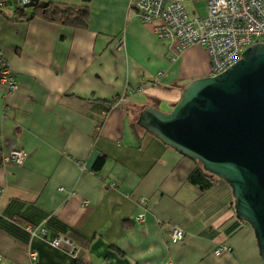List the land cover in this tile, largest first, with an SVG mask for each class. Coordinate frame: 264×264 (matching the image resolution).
I'll list each match as a JSON object with an SVG mask.
<instances>
[{"label": "crops", "instance_id": "crops-1", "mask_svg": "<svg viewBox=\"0 0 264 264\" xmlns=\"http://www.w3.org/2000/svg\"><path fill=\"white\" fill-rule=\"evenodd\" d=\"M38 1L89 17L85 28L18 19L0 0V54L17 84L0 85V264H264L231 188L137 125L144 108L169 112L209 76L206 50L171 60L131 0ZM14 148L21 166L4 162Z\"/></svg>", "mask_w": 264, "mask_h": 264}, {"label": "water", "instance_id": "water-1", "mask_svg": "<svg viewBox=\"0 0 264 264\" xmlns=\"http://www.w3.org/2000/svg\"><path fill=\"white\" fill-rule=\"evenodd\" d=\"M137 125L231 188L235 215L251 227L264 261V44L221 74L190 82L169 112L144 108Z\"/></svg>", "mask_w": 264, "mask_h": 264}, {"label": "built area", "instance_id": "built-area-1", "mask_svg": "<svg viewBox=\"0 0 264 264\" xmlns=\"http://www.w3.org/2000/svg\"><path fill=\"white\" fill-rule=\"evenodd\" d=\"M11 1L17 6H24L31 0ZM190 1L193 0H131L139 20L152 26V32L158 40L169 43L171 60L187 47H203L208 54L209 76L214 77L239 61L250 46L264 44V0H205L206 13L203 17L187 13L184 3ZM0 65V85L8 92H14L17 84L1 54ZM127 95H132V92L128 91ZM123 98L124 95L120 99ZM24 159V151L14 148L4 158V162L21 166ZM87 203L83 201L82 205ZM143 219L144 216L140 215L137 222ZM26 230L33 236L37 232L45 234L44 228L27 227ZM169 234L173 242H181L185 233L178 226L171 225ZM50 244L53 247L61 244L71 246L66 238H55ZM229 251L227 246H219L214 253L220 255ZM29 256L31 260L36 258L35 253Z\"/></svg>", "mask_w": 264, "mask_h": 264}, {"label": "trees", "instance_id": "trees-1", "mask_svg": "<svg viewBox=\"0 0 264 264\" xmlns=\"http://www.w3.org/2000/svg\"><path fill=\"white\" fill-rule=\"evenodd\" d=\"M7 1L8 5L12 3L15 16L18 19H30L32 17L38 16L48 23L70 26L74 28H85L89 17L88 9L85 6L47 2L46 7L43 8L41 6V2L38 1L34 7L25 9L24 6H17L14 2H11V0ZM103 160V158H99L96 165H102ZM72 264L81 263L74 261Z\"/></svg>", "mask_w": 264, "mask_h": 264}, {"label": "rangeland", "instance_id": "rangeland-1", "mask_svg": "<svg viewBox=\"0 0 264 264\" xmlns=\"http://www.w3.org/2000/svg\"><path fill=\"white\" fill-rule=\"evenodd\" d=\"M12 7V3L10 4ZM184 8L190 16H205L206 13V1L205 0H193L184 3Z\"/></svg>", "mask_w": 264, "mask_h": 264}]
</instances>
